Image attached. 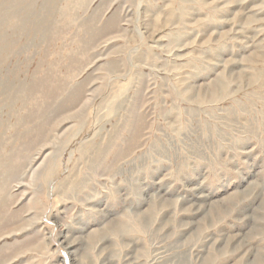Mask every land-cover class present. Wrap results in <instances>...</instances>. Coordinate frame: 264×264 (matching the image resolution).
<instances>
[{"label": "rangeland", "instance_id": "374dc122", "mask_svg": "<svg viewBox=\"0 0 264 264\" xmlns=\"http://www.w3.org/2000/svg\"><path fill=\"white\" fill-rule=\"evenodd\" d=\"M0 264H264V0H0Z\"/></svg>", "mask_w": 264, "mask_h": 264}]
</instances>
